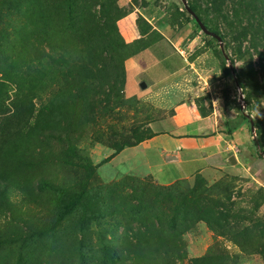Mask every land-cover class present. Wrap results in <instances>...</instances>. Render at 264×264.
I'll return each instance as SVG.
<instances>
[{"label": "rangeland", "instance_id": "374dc122", "mask_svg": "<svg viewBox=\"0 0 264 264\" xmlns=\"http://www.w3.org/2000/svg\"><path fill=\"white\" fill-rule=\"evenodd\" d=\"M147 1L176 34L126 61ZM187 2L227 75L180 0H0V264H264V0ZM199 87L235 165L166 191L111 159Z\"/></svg>", "mask_w": 264, "mask_h": 264}, {"label": "crops", "instance_id": "0c3cea01", "mask_svg": "<svg viewBox=\"0 0 264 264\" xmlns=\"http://www.w3.org/2000/svg\"><path fill=\"white\" fill-rule=\"evenodd\" d=\"M151 4V1H147L145 6L134 8L116 22V29L123 44L136 46L137 51L135 50L126 61L145 52L155 53L162 43L171 42L176 34L170 23L164 19V9L158 5L155 14L151 12ZM127 18H133L136 30L130 37H125L121 25ZM141 23L149 28V32L141 29ZM151 34L160 37L159 41L147 43ZM165 77L154 81L157 89L152 93L162 91L167 85L160 84ZM207 92L211 94L209 89L205 91L203 87L194 92L186 90L185 98L174 106V111L169 116L149 123L150 137L137 146L122 150L114 158L119 157L122 162L132 161L140 164L155 182L162 181L167 185L180 180L192 182L202 174L210 176L213 167L226 168L225 162L234 156L231 153L225 155L226 151L236 147V143L231 136L233 133H225V110L220 109L221 101L218 102L210 95L209 107L202 112L197 100L200 94ZM152 127H156V130L153 131Z\"/></svg>", "mask_w": 264, "mask_h": 264}, {"label": "water", "instance_id": "95a60500", "mask_svg": "<svg viewBox=\"0 0 264 264\" xmlns=\"http://www.w3.org/2000/svg\"><path fill=\"white\" fill-rule=\"evenodd\" d=\"M186 10V12L191 15V17L194 19L195 23L197 24V26L200 28V30L207 36L209 37H212L214 38L220 45V49L221 51H223V44H222V39L219 37V35H217L216 33L210 31L209 29H207V27L200 21V19L198 18V16L196 15L195 12H193L189 6H188V2L187 0H180ZM147 86L145 83H141L140 84V89L144 90L146 89ZM251 127H252V124H251ZM228 162L232 165H235L237 162H236V159L234 156H231L229 159H228Z\"/></svg>", "mask_w": 264, "mask_h": 264}, {"label": "trees", "instance_id": "16d2710c", "mask_svg": "<svg viewBox=\"0 0 264 264\" xmlns=\"http://www.w3.org/2000/svg\"><path fill=\"white\" fill-rule=\"evenodd\" d=\"M145 4H147V2L145 3ZM189 6V8L193 11V12H195V8L193 7V6H190V5H188ZM127 15V14H126ZM126 15H124V16H126ZM123 16V17H124ZM122 17H120L119 19H121ZM118 19V20H119ZM117 20V21H118ZM143 30V29H142ZM144 31V30H143ZM125 45V44H124ZM126 46V45H125ZM135 46V45H134ZM129 48H132L133 46H128ZM133 48H135V47H133ZM136 50V48L135 49H133L131 52H130V55L129 56H131L134 52H136L135 51ZM220 54L224 57V59L225 60H223L222 58H221V60H222V62H221V64H220V66H221V69H222V71L224 72V74L225 75H227L228 73H229V71L230 70H232L233 68H234V66H233V62H232V60L231 59H229L228 57H227V55H226V49L225 48H223V51H221L220 52ZM214 55H215V57L217 58V59H220V55L218 54V53H215L214 52ZM226 61H228V63H226ZM226 64H229V68L227 69V67H226ZM123 81L125 82V77H123ZM244 119V118H243ZM147 139V138H146ZM145 139V140H146ZM121 151H119V152H117V154H114V155H112L111 156V159H113L115 156H117L119 153H120ZM183 181H185V180H180V181H177V182H175V183H173V184H171V185H169V186H163L162 188L164 189V190H166V191H168V190H172V189H174V188H176V187H178Z\"/></svg>", "mask_w": 264, "mask_h": 264}]
</instances>
